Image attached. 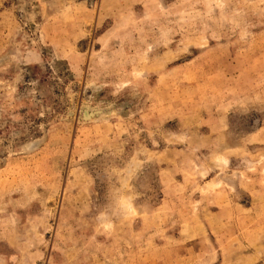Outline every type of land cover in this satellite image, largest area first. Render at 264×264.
Returning a JSON list of instances; mask_svg holds the SVG:
<instances>
[{"label": "rangeland", "instance_id": "1", "mask_svg": "<svg viewBox=\"0 0 264 264\" xmlns=\"http://www.w3.org/2000/svg\"><path fill=\"white\" fill-rule=\"evenodd\" d=\"M0 264H264V0H0Z\"/></svg>", "mask_w": 264, "mask_h": 264}, {"label": "water", "instance_id": "2", "mask_svg": "<svg viewBox=\"0 0 264 264\" xmlns=\"http://www.w3.org/2000/svg\"><path fill=\"white\" fill-rule=\"evenodd\" d=\"M101 112L100 111H96V112H84V114L82 115L83 119L84 120H88V119H94V118H97L99 117V114Z\"/></svg>", "mask_w": 264, "mask_h": 264}]
</instances>
